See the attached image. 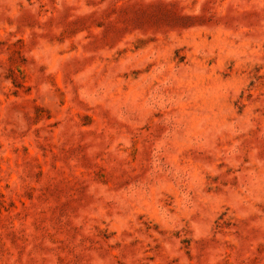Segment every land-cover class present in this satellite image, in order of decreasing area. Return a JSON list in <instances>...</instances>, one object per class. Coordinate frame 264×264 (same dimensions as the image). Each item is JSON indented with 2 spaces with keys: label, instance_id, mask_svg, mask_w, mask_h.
<instances>
[{
  "label": "rangeland",
  "instance_id": "rangeland-1",
  "mask_svg": "<svg viewBox=\"0 0 264 264\" xmlns=\"http://www.w3.org/2000/svg\"><path fill=\"white\" fill-rule=\"evenodd\" d=\"M0 264H264V0H0Z\"/></svg>",
  "mask_w": 264,
  "mask_h": 264
}]
</instances>
